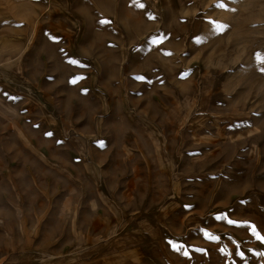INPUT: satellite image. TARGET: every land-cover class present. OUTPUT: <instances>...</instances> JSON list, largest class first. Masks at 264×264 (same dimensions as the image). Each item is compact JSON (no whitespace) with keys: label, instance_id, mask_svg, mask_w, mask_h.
<instances>
[{"label":"rangeland","instance_id":"374dc122","mask_svg":"<svg viewBox=\"0 0 264 264\" xmlns=\"http://www.w3.org/2000/svg\"><path fill=\"white\" fill-rule=\"evenodd\" d=\"M264 0H0V264H264Z\"/></svg>","mask_w":264,"mask_h":264},{"label":"built area","instance_id":"2783aa9c","mask_svg":"<svg viewBox=\"0 0 264 264\" xmlns=\"http://www.w3.org/2000/svg\"><path fill=\"white\" fill-rule=\"evenodd\" d=\"M147 2H150L151 5L155 6L156 3H158L159 0H146Z\"/></svg>","mask_w":264,"mask_h":264},{"label":"snow or ice","instance_id":"6c2138e0","mask_svg":"<svg viewBox=\"0 0 264 264\" xmlns=\"http://www.w3.org/2000/svg\"><path fill=\"white\" fill-rule=\"evenodd\" d=\"M257 58H258V59H261V60H264V57H260L259 55H258Z\"/></svg>","mask_w":264,"mask_h":264}]
</instances>
